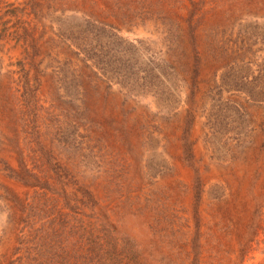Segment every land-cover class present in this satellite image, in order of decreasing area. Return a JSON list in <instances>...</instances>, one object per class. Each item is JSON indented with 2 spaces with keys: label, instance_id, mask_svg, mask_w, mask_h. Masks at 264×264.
I'll return each mask as SVG.
<instances>
[{
  "label": "rangeland",
  "instance_id": "374dc122",
  "mask_svg": "<svg viewBox=\"0 0 264 264\" xmlns=\"http://www.w3.org/2000/svg\"><path fill=\"white\" fill-rule=\"evenodd\" d=\"M0 264H264V0H0Z\"/></svg>",
  "mask_w": 264,
  "mask_h": 264
}]
</instances>
